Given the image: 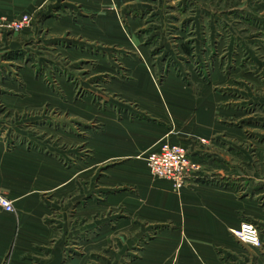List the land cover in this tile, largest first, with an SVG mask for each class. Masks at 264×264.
Segmentation results:
<instances>
[{
    "label": "rangeland",
    "instance_id": "obj_1",
    "mask_svg": "<svg viewBox=\"0 0 264 264\" xmlns=\"http://www.w3.org/2000/svg\"><path fill=\"white\" fill-rule=\"evenodd\" d=\"M24 14L27 26L0 32V140L82 168L76 183L86 188L76 199L62 197L60 210L52 211L56 224H66L55 227L65 237L61 264L85 253V243L71 235L85 221L94 236L102 231L107 238L89 250L86 264H130L133 256L125 253H138L163 228L138 235L136 227L134 244L125 207L138 195L136 177L124 171L113 181L110 169L136 156L95 161L92 146L105 130L102 112L136 119V101L124 95L136 85V64L157 88L208 91L217 122L231 131L230 144L222 147L232 150L239 175L210 181L231 185L264 211V0H0V17L13 21ZM76 107L88 112L80 117ZM146 155L149 174L168 181L151 173ZM255 226L260 247L240 242L230 230L249 258L245 264H264V219Z\"/></svg>",
    "mask_w": 264,
    "mask_h": 264
},
{
    "label": "crops",
    "instance_id": "obj_2",
    "mask_svg": "<svg viewBox=\"0 0 264 264\" xmlns=\"http://www.w3.org/2000/svg\"><path fill=\"white\" fill-rule=\"evenodd\" d=\"M134 70L136 85L124 90L128 93L124 95L136 101V119L102 112L105 130L92 143L95 161L136 156L127 165L110 169L113 181L123 177L124 171L136 177L138 195H131L125 207L132 218L134 244L138 235L163 227L142 242L138 253L125 251L133 256L130 264L250 262L230 230L243 220L258 225L264 211L254 200L238 197L231 185L210 181L226 183L225 179L239 176L230 163L235 158L232 150L223 149L231 131L217 122L214 99H206V90L193 95L182 88H157L146 68L136 64ZM86 112L74 109L80 117ZM163 139L187 148L199 166L195 178L179 193L169 181L153 178L144 165L142 155L157 150ZM81 170L65 167L52 153L25 145L8 147L0 140V189L14 204L12 212L0 209V264H61L65 237L55 227L66 224L61 220L56 224L52 211L60 210L57 203L62 197L76 199L77 192L86 188L76 183ZM85 222L84 228L76 227L71 234L85 243V253L73 255L68 264H86L94 244L107 241L102 231L94 236Z\"/></svg>",
    "mask_w": 264,
    "mask_h": 264
},
{
    "label": "built area",
    "instance_id": "obj_3",
    "mask_svg": "<svg viewBox=\"0 0 264 264\" xmlns=\"http://www.w3.org/2000/svg\"><path fill=\"white\" fill-rule=\"evenodd\" d=\"M30 22L28 14L19 19L8 21L0 17V32H17ZM146 163L151 173L159 178L167 179L175 190L187 185L199 170L198 164L191 158L188 150L178 144L164 142L159 148L146 155ZM0 209L6 212L14 211L13 202L0 189ZM232 234L242 243L252 247H260L261 239L258 228L248 220L240 222L239 226L231 230Z\"/></svg>",
    "mask_w": 264,
    "mask_h": 264
}]
</instances>
